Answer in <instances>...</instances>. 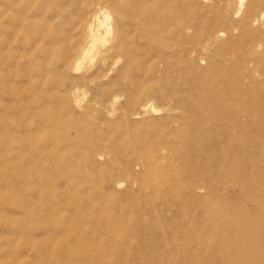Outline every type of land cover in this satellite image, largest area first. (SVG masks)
Returning a JSON list of instances; mask_svg holds the SVG:
<instances>
[{
  "label": "bare ground",
  "instance_id": "6f19581e",
  "mask_svg": "<svg viewBox=\"0 0 264 264\" xmlns=\"http://www.w3.org/2000/svg\"><path fill=\"white\" fill-rule=\"evenodd\" d=\"M232 3L233 0H0V163L19 165V159L13 162L17 158L13 151L22 154L25 150L27 157L22 161L36 168L34 176L40 181L52 178L75 184L81 177L87 181L93 175L92 167L101 168L109 161V140L97 123H84L78 117L71 121L70 116L76 112L89 115L92 111L91 104L78 99L79 84H97L101 79L96 81V75H91L96 69L114 70L121 63L119 72L128 76L142 61L155 70L162 63L174 72L180 69L182 78L183 69L189 74L186 117L181 121L179 118L174 126L171 123L173 127L165 136L185 137V175L192 195L214 200L209 210L222 218L235 216L224 223L236 233L264 229L263 220L250 223L237 218L241 213L264 215V0H237L234 6ZM204 14H215L217 19L201 27L184 19L185 15L193 18ZM3 95L8 96L10 106L3 103ZM138 98L132 113L110 112L112 116L121 115L116 124L119 131L129 128L132 122L138 127L140 120L163 112L152 99ZM111 100L112 105H117L120 99L113 95ZM165 111L175 114L170 107ZM65 125L68 127L63 129ZM94 127L97 136L91 132ZM49 160L55 163L47 169ZM109 169L105 173L110 181H114L116 189L121 188L120 179L112 177L117 173ZM47 191L38 197L42 200L46 195L51 205L60 204L77 213L90 203L87 198H78L76 191ZM39 198L37 203L41 202ZM35 202L30 204L37 205ZM38 210L30 214L38 216ZM94 211L95 207L82 218L93 221ZM110 216L106 214L104 219L110 220ZM45 220L59 230L68 222L61 213H53ZM80 232L76 238L71 232L70 237L77 242L85 235L84 229ZM218 233L224 236L220 247L223 252L237 250L226 257L228 264H257L246 256L263 243L260 232L251 243L241 235L236 238ZM218 233L209 234L210 238L216 239ZM238 240L245 243L235 248ZM44 246L39 252L52 260L54 256H48L52 251H46ZM72 250L61 251L72 257L76 252Z\"/></svg>",
  "mask_w": 264,
  "mask_h": 264
},
{
  "label": "rangeland",
  "instance_id": "374dc122",
  "mask_svg": "<svg viewBox=\"0 0 264 264\" xmlns=\"http://www.w3.org/2000/svg\"><path fill=\"white\" fill-rule=\"evenodd\" d=\"M236 2L237 0H233V6ZM184 19L194 26L201 27L206 22L217 19V16L204 14L192 18L185 15ZM156 54L153 53L157 56ZM142 62L131 74L128 73V76L122 71L119 72L122 68L120 63L114 70L92 71V77L94 74L98 76L93 78L96 81L101 79L98 80L100 83L97 81V84H79L81 86H79L78 99L83 104H91L92 111L89 115L85 112H76L75 115L70 116L73 118L71 121L75 122L78 117L84 123L87 121L97 123L104 138L109 140L106 148L109 161L101 168L98 165L92 167L93 175L88 176L90 178L87 181L84 177L79 178L78 182H74L75 184L56 182L52 178L45 182L40 181L34 176L36 168L31 167L29 161H22L27 157L25 150H22V154L18 150L13 151L14 155H17L13 162L19 159L22 162L19 165L0 163V264H202L210 261L228 264L226 257L233 255L237 250L228 249L223 252L220 247L223 245L224 236L218 231L236 238H247L245 239L247 243L253 242L257 238L256 233L260 232L263 243L246 257L257 264H264V229L245 233L237 231L238 234L231 226L224 223L225 219L236 218L235 216L222 218L209 210V203L214 200L192 195L190 181L185 175L187 156L185 137L165 136L170 133L179 118L181 121L186 117L185 94L188 72H185L183 67L181 72L185 76L182 78L180 69L174 72L175 70H169L161 63L155 70L148 62ZM154 70L158 77L153 75ZM104 74H107L106 78H103ZM176 89H179L177 91L180 93ZM113 95L119 96L117 105L116 103L112 105ZM142 96L152 99L157 107L164 109L163 112L140 120L138 122L140 130H137L135 123L134 126L133 122H130L129 128L125 126L124 130L119 131L116 124H119L121 115L112 116L110 112L130 114L137 108L135 106H138L140 100L138 97L142 98ZM3 98V103L8 106V96L3 95ZM168 107L175 110L172 111L174 115L167 114L165 109ZM166 121L169 122L167 126L164 124ZM171 123L173 126L170 127ZM67 127L68 125H65L63 129ZM95 131L94 127L91 132L97 136L98 131ZM20 155L22 156L18 157ZM52 161L49 160V164L45 166L47 169L50 164L54 166L55 161ZM107 168L117 173L112 177L116 178L115 181L120 179L118 181L122 184L121 188L114 187V181H110V176L105 173ZM47 189L62 194L76 191L78 198L81 200L87 198L90 201L89 206L83 207L77 213L72 208L66 209L60 204L51 205L49 197L45 195L48 194ZM43 192L46 197L43 196L41 200L38 196ZM38 198L41 202L37 203ZM47 199L45 205L44 201ZM32 201H36L37 205L34 203L31 205ZM77 203L81 204L79 201ZM47 205L49 207H46ZM40 207L47 212L44 213ZM93 207L96 213L93 221L84 220L82 215L86 211H91ZM34 209H39L38 214H49L48 218L53 213H61L62 219L64 217V221H68L64 224V230L60 228L61 231L55 226L52 228L53 225L45 220L46 215H44L45 219L43 216L39 217L40 214L32 216L30 213ZM69 209L70 212L66 211ZM106 214L111 215L110 220L104 219ZM237 218L238 221L247 220L250 223L255 220L264 221V215L251 216L249 213H241ZM35 229H38V232H35ZM81 229H84L85 235L80 237L82 241L80 242L79 239L77 244L76 239L70 237V233L73 232L76 238L81 235ZM215 232L219 234L217 238H210L209 234ZM244 243L238 240L235 248ZM44 245L48 247L46 251H52L48 256L51 253L54 256L53 261L48 260L43 252H39L38 249L41 247L44 249ZM61 248L76 251L74 257L63 255Z\"/></svg>",
  "mask_w": 264,
  "mask_h": 264
}]
</instances>
